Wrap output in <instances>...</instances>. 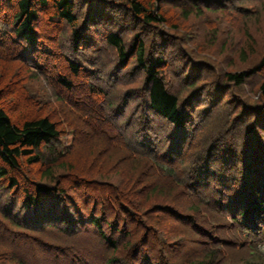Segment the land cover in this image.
<instances>
[{
	"label": "rangeland",
	"instance_id": "rangeland-1",
	"mask_svg": "<svg viewBox=\"0 0 264 264\" xmlns=\"http://www.w3.org/2000/svg\"><path fill=\"white\" fill-rule=\"evenodd\" d=\"M145 1L154 3V0ZM114 3L118 8L105 7L106 10L99 4L100 9L96 10L98 15L107 14L106 24L85 31L90 35L93 48L82 49L78 54L73 45L72 28L63 21L52 20V7L39 11L36 22L40 39L38 56L30 54L28 49L22 50L23 42L20 45L18 41L10 42L11 48H15L10 53L4 49L7 48L5 43L0 47V106L15 121L41 111L58 122L64 151L60 164L74 169L73 173L59 171L68 178L64 183L65 200L58 204L68 210L67 214L75 220L78 212L90 216L93 211L96 215L105 211L108 215L116 206L111 199L104 205L111 189H127L132 204L147 206L140 213L150 215L155 234L149 236L143 248L150 262L154 256L152 250L157 246L165 250L174 264H189L192 256H200L206 250L205 245L216 244L219 238H224L228 245L232 234L228 235L227 228L220 224L229 227L230 223L202 200L205 195L199 197L190 188L183 193L178 184L160 179L152 156L163 153L166 163L180 164L177 170L196 171L191 177H197L211 189L214 186L194 169H198L201 162L206 169V163L212 162L210 171L225 169L229 162L233 165L231 155L226 162L221 157L229 151L226 146L232 148L217 142V137L223 123H231L233 119L226 122L225 116L235 114L236 110L239 112V104L255 107L264 102L261 92L264 68L248 78L243 87L226 85L225 76L250 72L263 59L264 0H165L162 13L167 23L153 27L142 25L128 11L119 8L122 1L114 0ZM5 11L0 16L7 24L8 9ZM82 14L79 22L85 19ZM3 24L1 30L6 28ZM111 32L120 33L128 45L139 35L148 56L166 61L165 81L180 95L184 111L190 115L189 124L178 141L170 137L169 122L149 108L145 74L138 69L135 55H130L129 63L123 65L116 49L107 44L106 37ZM70 61L81 63L79 74L66 71ZM62 77L69 80L71 88L60 85ZM88 123H108L112 126L111 136L99 128L97 131L95 126L89 127ZM238 123H242L241 119ZM123 130L130 135L127 137L132 142L131 148L138 147L137 152L131 153L120 145ZM262 132L258 138L264 141ZM212 150L215 152L212 156L218 153L220 156L205 162ZM22 165V178L26 181L22 180L20 189L11 191L9 181H0V221L5 223L8 216L24 226L23 230L15 231L16 238L12 241L0 232V248L5 249L1 252L0 264H17L12 255L20 261L25 259L26 264H108L112 253L106 243L101 242L92 224L86 223L83 225L86 228L78 232L66 226L61 231L48 229L35 216L41 215L39 211L47 213L55 207L54 203L44 201L40 208L23 209V187L32 191L31 183L49 182L43 178L46 167L28 166L25 162ZM18 177L21 180V176ZM156 189L159 193L147 201ZM162 193L170 199L161 197ZM153 207H161L163 212L154 213ZM171 209L177 214H170ZM28 217L34 218V223H29ZM79 221L82 227L84 222ZM104 230L109 238L123 239L120 234H112L106 226ZM203 230L210 232L208 236ZM14 247L21 248L20 253L10 250ZM234 249L224 248L228 252L224 255L229 259L243 256ZM143 252L138 256L140 261ZM122 258L127 260L126 256Z\"/></svg>",
	"mask_w": 264,
	"mask_h": 264
},
{
	"label": "trees",
	"instance_id": "trees-1",
	"mask_svg": "<svg viewBox=\"0 0 264 264\" xmlns=\"http://www.w3.org/2000/svg\"><path fill=\"white\" fill-rule=\"evenodd\" d=\"M120 1L123 2V5H120L119 8L128 11L131 17L142 25L153 27L167 23L162 13V4L165 0H154L153 4L155 6L148 4L145 0ZM99 4L101 8H103L102 6L104 8H118L114 0H0V13H5V10L8 9L5 17H8L9 20L6 24L1 20L3 16H0V25L3 23V25H6L5 29H0V47H3L5 43L7 48L4 49L10 53V51L15 50V48H11V43L18 41L20 45L23 42L22 50L24 48V51L28 49L30 54L37 53L35 55L38 56L40 53L38 47L40 39L36 30V22L39 19V11L52 7L54 12L52 20L63 21L72 28V40L76 54L82 49H92L93 45L90 43L92 40L90 35L86 34V30H92L91 28L95 26L100 27L106 24L104 22L107 14L100 13L98 15L99 11L96 10L100 9V7L98 8ZM85 7H87L86 12L84 11ZM81 13L85 18L80 21L82 23L79 22ZM185 13L188 15L187 11ZM106 42L110 47L116 49L123 65L129 63L130 55H135L138 69L145 74L149 94V108L169 122L171 125L170 137L172 140L178 141L181 132L189 124L190 115L184 111L180 95L173 92L165 81L163 70L167 65L166 61L161 57L148 56L145 44L139 35H136L133 43L128 45L120 33L111 32L107 35ZM81 66V63L70 61L66 71L69 70L76 75L79 74ZM263 68L264 57L250 72L227 74L225 76L226 85L243 87L248 78ZM59 80L60 85L71 88V83L65 77ZM261 92L264 101V85L261 87ZM239 107H241L239 112L235 109V114L225 116L227 118L226 122L229 121V118L233 119L231 123H223L224 125L217 137V142L220 141L232 148L229 149V146H226L225 148L229 151L224 156L221 154V157L226 162L225 159H229L228 156L231 155L234 159L233 165L232 162H229L225 169L210 171V163L212 162H207L208 159L220 156L219 153L217 156L215 154L212 156L215 153L212 150L209 158L208 155L206 156L207 169L203 162H201L202 165L198 169H194L206 178L209 185L214 186L213 189L200 183V179H197V177H191L192 173L196 171L189 169L187 172L185 169L179 171L177 168H180V164L166 163L163 159V153L152 156L154 167L160 179L172 185L174 183L178 184L183 189V193L187 188H190V190L196 191L199 197L205 195L207 198L203 199L205 197L203 196L201 197L202 200L217 209L225 217L222 216L225 221L230 223L229 227L220 224V226L227 228L226 233L228 235H233H231L228 245L224 243V238H219L221 240L218 239L216 244L211 242V246L205 245L206 250L199 254L200 256L196 254L192 256L193 258L188 262L189 264H264V141L262 138H258L264 131V102L255 107H249V105L241 103ZM240 119L242 123H238ZM88 124H90L89 127L93 128L95 126L97 131H99V128L108 135L112 132V126L108 123ZM120 133L122 136L120 145L131 153L137 152L139 150L137 146L133 145L134 147L131 148L132 142H130V137H127L130 136L129 133L124 130ZM60 138V126L49 114L37 111V113H30L26 118L15 121L7 110L0 106V181H9L11 191L17 188L20 189L23 181H26V178H22V163L25 162L28 166L38 165L47 168L43 178L49 184L44 182L31 183L33 186L32 191L27 186L23 187V209L30 211L40 208L44 201H46L45 203H54L55 207L47 213L39 211L41 215L38 214L39 217L38 215L35 216V218L40 219V222L43 221V226L45 225L44 227L48 229L61 231L63 230L62 227L66 226L67 229L74 228V232H78L81 228L82 230L86 228L83 226L86 223L92 224L99 233L101 242L106 243L113 254L109 256L108 264H174L162 247L158 248L160 253L157 254V246L152 250L154 256L150 262L148 253L143 250L144 246L147 245L149 236L151 238L155 234L154 228L151 226L152 222L150 223V215L140 213L143 207L147 206L141 203L137 206L132 204L127 195L128 191H125L127 189L121 191H118V188L115 187V189H111L109 192L110 198L104 199V205H107L111 199L116 206L108 215L105 211L103 214L97 215L93 211L90 216L78 212L75 220L74 217L67 214L68 210H64L59 206L63 202L61 200H65L66 189L64 183L68 180L66 175H62L59 171L63 169L67 173L74 172L73 167L60 164V160L64 158ZM18 176H21V180ZM169 178L172 181L168 180ZM214 182L215 185H213ZM157 193H159L158 189L151 192L147 201L156 197ZM165 194L162 193L160 196L164 197ZM209 196L210 198H208ZM164 198L170 199L167 196ZM65 206L69 207L67 204ZM153 209L155 210L154 213L163 212L161 207H153ZM154 213L149 212L148 214L153 215ZM170 214L176 215V210L171 209ZM85 217L89 220L87 221ZM26 219L29 220V223H34V218L28 217ZM81 219L84 222L82 227L79 221ZM132 220L135 222L136 227L131 223ZM104 226L112 234L117 236L120 234L123 239L109 238L105 233ZM23 227L21 223L8 216L5 218V223L0 221V232H3L4 236L11 237V239L9 238L11 241L16 238L15 231L18 229L23 230ZM203 231L206 232V230ZM208 232H206L207 236L210 233ZM18 248L14 247L10 250H14L13 253L15 254L20 253L21 248ZM224 248H235L238 250L236 252L243 254V256H232L229 259L227 255H224V253H228L224 251ZM0 250L1 257V252L5 249L0 248ZM142 252L143 259L140 261L138 256ZM12 256L17 264H26L25 259L20 261L15 259L16 255ZM123 256H126L127 260L123 259ZM224 257L226 258L224 259Z\"/></svg>",
	"mask_w": 264,
	"mask_h": 264
}]
</instances>
